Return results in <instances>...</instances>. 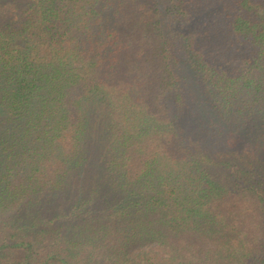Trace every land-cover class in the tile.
Masks as SVG:
<instances>
[{"label": "trees", "instance_id": "16d2710c", "mask_svg": "<svg viewBox=\"0 0 264 264\" xmlns=\"http://www.w3.org/2000/svg\"><path fill=\"white\" fill-rule=\"evenodd\" d=\"M0 264H264V0H0Z\"/></svg>", "mask_w": 264, "mask_h": 264}]
</instances>
